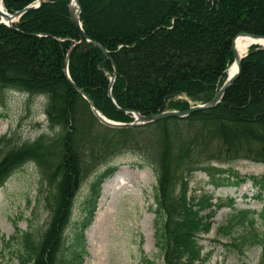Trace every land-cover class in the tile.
Returning <instances> with one entry per match:
<instances>
[{
	"label": "trees",
	"instance_id": "16d2710c",
	"mask_svg": "<svg viewBox=\"0 0 264 264\" xmlns=\"http://www.w3.org/2000/svg\"><path fill=\"white\" fill-rule=\"evenodd\" d=\"M39 0H4L9 14ZM118 4L122 17L97 21L98 2ZM80 22L94 45L82 49L74 27L71 0H47L8 27L0 25V92L16 90L47 99L51 135L20 141L0 138V188L27 164L38 167L50 191L44 232L24 234L20 264H84L86 231L92 226L102 185L117 168L100 173L114 158L132 153L139 168L157 177L155 247L164 264H206L202 236L211 233L224 208L232 213L217 231L228 252L245 255L259 248L264 264V207L238 209L233 199L190 195V179L203 172L217 188L247 182L231 169L213 164L250 161L264 166V49L253 46L241 74L216 108L184 119H167L131 129L103 126L65 73L69 53L72 83L108 120L129 124L132 112L151 116L186 111L210 103L234 62L233 42L241 34L264 37V0H79ZM104 6V7H105ZM117 77L109 98V86ZM124 111H129L127 114ZM96 174V176H95ZM95 176L74 222L76 199L87 177ZM264 202V175L251 177ZM145 264H154L147 260Z\"/></svg>",
	"mask_w": 264,
	"mask_h": 264
},
{
	"label": "rangeland",
	"instance_id": "374dc122",
	"mask_svg": "<svg viewBox=\"0 0 264 264\" xmlns=\"http://www.w3.org/2000/svg\"><path fill=\"white\" fill-rule=\"evenodd\" d=\"M122 1V0H120ZM124 1V0H123ZM101 1L96 5L99 10L97 21L112 23L122 14L118 4L104 7ZM47 99L32 98L16 90L0 92V138L15 134L22 141H34L41 135H51L52 131L45 114ZM140 159L132 153H125L101 168L104 173L109 168H117L115 174L102 185L101 198L92 226L86 231L87 252L84 264H145L151 260L154 264H164L155 247L154 220L157 195V177L149 168H139ZM216 168L231 169L247 182L240 186L217 188L209 183L203 172L194 173L190 179V195L209 194L217 200L233 199L238 209L260 213L264 202L258 200L257 189L250 181L251 177L264 175V166L250 161H237L232 164H213ZM128 168L135 180L130 179V189L115 192L109 184L122 169ZM139 172V173H138ZM96 176V174H95ZM95 176L87 177L76 199L73 219H80L83 204L89 193ZM38 167L27 164L17 170L0 188V264H20L18 255L22 249L21 241L25 233L45 231L50 217L46 197L50 193L47 184L42 185ZM105 190L106 194L104 193ZM111 208L112 222L106 239L94 231L98 214ZM232 211L222 209L214 219L211 233L202 236L200 244L204 254L211 255L206 264H259V248L246 250L245 255L228 252L226 239L218 237V228L224 224ZM150 217H153L152 229ZM264 228V222L260 223ZM150 232L152 238L150 236Z\"/></svg>",
	"mask_w": 264,
	"mask_h": 264
},
{
	"label": "water",
	"instance_id": "95a60500",
	"mask_svg": "<svg viewBox=\"0 0 264 264\" xmlns=\"http://www.w3.org/2000/svg\"><path fill=\"white\" fill-rule=\"evenodd\" d=\"M46 2H47V0H39L36 4L31 5V6L27 7L26 9H24L23 11L17 12L15 14H9L8 12H6L5 8H4V5H3V9L0 8V25L4 24V25H6L8 27H13V25L16 24L21 19V17L23 15H25L28 12L40 9ZM81 13H82V9H81L79 0H71V5H70L71 20H72V23H73L74 27L76 28V30L78 31V33L80 35L81 48L82 49H88L89 44H92L104 56H106L108 59H110L108 52L103 48V46L100 43L91 40L90 37L84 32V30L82 28V24L80 22ZM240 38L264 40V37H260V36H256V35H252V34H245V33L239 35L234 40V42H233L234 62L230 66V68L228 70V78L225 81V83L223 84V86L220 89L219 93L216 95V97L210 103H207V104H204V105H196V106H193V107H191L190 109H188L186 111H169L167 109V107H166V103H164L163 112L155 114V115L144 116V115L140 114L139 112H132L133 118H134V122L130 123V124H122V123H117V122L108 120L105 116L102 115V113H100L96 109L94 103L85 94V92L82 91L81 89H79L74 83H72V80L70 79V75H69V70H68L69 61H70V54L71 53L68 54L67 59H66V70H65V73H66V75L68 77V80L71 82L72 86L88 102V104L90 105V108H91L93 114L95 115V117L105 127H108V128H111V129H131V128L152 124V123L163 121V120H167V119H184V118H187V117H189L190 115H192L194 113H198V112H201V111L214 109L219 104L223 103V99L225 97V94H226L227 90L239 78V76L241 74V69H242V62L248 56V52L246 54L242 55L240 53V51L238 50V48H237V41ZM254 45H258V44H254ZM254 45H251L250 48L252 46H254ZM258 46H260L262 49H264L263 45H258ZM116 77H117V69L114 66V76L111 79V84L109 86V98L113 102H114V100L112 98V89H113V85H114V82L116 80ZM124 112L127 113V114L130 113L129 111H124Z\"/></svg>",
	"mask_w": 264,
	"mask_h": 264
},
{
	"label": "bare ground",
	"instance_id": "6f19581e",
	"mask_svg": "<svg viewBox=\"0 0 264 264\" xmlns=\"http://www.w3.org/2000/svg\"><path fill=\"white\" fill-rule=\"evenodd\" d=\"M0 8L3 9V0H0ZM258 44L264 46V40H255V39H247V38H240L237 41V48L240 51V53L246 54L250 48L251 45ZM139 173V172H138ZM133 172H130V169L128 168H122L114 177V179L109 183L114 188L113 190L115 192L130 189V179L135 180ZM108 192L105 190V194ZM112 222V214H111V208H107L104 212H101L98 214V217L95 222V227L93 228L97 234L102 235L103 240L106 239V236L109 231L110 224ZM150 228L152 229V223H153V217H150L149 220ZM150 236L152 238L151 232Z\"/></svg>",
	"mask_w": 264,
	"mask_h": 264
}]
</instances>
